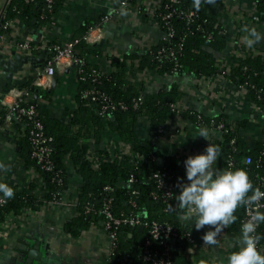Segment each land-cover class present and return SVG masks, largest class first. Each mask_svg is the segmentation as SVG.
Wrapping results in <instances>:
<instances>
[{
    "label": "trees",
    "instance_id": "16d2710c",
    "mask_svg": "<svg viewBox=\"0 0 264 264\" xmlns=\"http://www.w3.org/2000/svg\"><path fill=\"white\" fill-rule=\"evenodd\" d=\"M66 0H53L52 7H47L46 0H10L5 9V20H18L26 26H32L34 18L40 19L39 23L50 22L53 15L60 11ZM120 2V1H119ZM129 4L142 5V0H128ZM2 0H0V4ZM140 7V6H138ZM141 8V7H140ZM258 10L260 17L264 20V0H259ZM192 12V21L186 18V13ZM169 18H164L166 14ZM89 20L81 27L79 42L74 45L75 56L82 61L79 63L83 72L77 73L79 87L76 95L78 107L70 114L67 122L52 118L50 113L44 110L40 102H35L32 90L33 81L29 80L21 88L29 91V96L21 105L29 107L35 105L37 115L34 119L23 117L17 122V126L26 127V135L22 139L21 155L29 166H36L44 178L46 193L45 200L58 199L68 188V169L72 168L82 178V184L78 191L77 215L71 222L66 224V230L72 235L78 236L82 231L88 229L92 224L98 225L103 220L101 210L106 199L113 197L112 209L115 213L125 214L134 211L144 222L154 220L171 224L176 228L182 237L184 246H194L202 242L204 233L194 227L186 225L179 219L182 211L178 207L179 201V178L185 177L184 161L178 160L175 156H164L165 163L160 165L158 158L163 154L156 150L151 140L142 139L136 130L138 120L147 118L150 126L158 133L165 135L169 129V120L176 109V104L181 94L176 88L172 91H158L147 93L142 83L130 79L128 74L127 59L138 60L140 69H152L161 74H181L184 72H196L199 76H212L218 73L216 65L217 53L222 51L226 45V36L222 31L224 27L209 13L204 5L198 0H179L171 2L163 0L157 9L155 18L163 31L172 27L174 35L169 40L162 39L151 47L146 54L127 55L123 61L116 62L117 70L107 73L99 66L87 63V54H98V50L83 40L87 31L96 25H104L103 17ZM217 25V27H215ZM2 32H10V29L1 28ZM54 43H51V46ZM175 47L173 59H159L157 52L162 47ZM38 50V49H37ZM182 64V68L174 71L176 64ZM99 71V75L93 80V70ZM78 72V71H77ZM234 80L245 84L254 101L264 108V59L250 57L244 59L232 70ZM82 79V77H84ZM95 89L98 91V99H92L85 92ZM53 90L38 91V99L50 98ZM170 93L172 100L167 99ZM94 96V95H93ZM109 99L116 104L115 109L107 110V115L102 116L99 112L102 105ZM141 99L138 107H134V100ZM127 105L122 109L119 103ZM7 114L5 108L0 113L3 121ZM195 121L211 126L225 124L220 128L223 133L221 142L215 143L220 147V152L226 158L234 162L229 168L245 169L254 187L259 186L264 190V143H257L250 146L240 135L237 127H232L224 119V115L216 118H208L195 113H188ZM34 120H40L44 126L45 133L52 137V170H45L32 157V144L29 138V131ZM1 121V122H2ZM240 126V124H238ZM119 137L121 142L130 145V151L126 153H111L102 146L95 151L89 150V142L101 144L103 137L108 134ZM233 141V143H232ZM138 153V155H136ZM152 156H154L152 158ZM95 159V162L93 159ZM250 158L247 163L246 159ZM228 164V163H227ZM167 173L165 182L177 184L171 197L167 199L153 198L152 192L158 191V183L155 174ZM134 175L135 181L126 185L125 181ZM107 185L115 186L116 189L109 191ZM15 189V196L6 202H0V223L8 214H21L26 208L37 209L41 203V197L36 191V185L30 184L29 190ZM136 191V192H134ZM133 197L136 205H130L128 199ZM87 207L91 211L87 212ZM245 207L240 206L234 213L237 220L229 226L230 232L238 235L244 218ZM261 211H264L262 209ZM257 231L264 234V223ZM131 234V236H130ZM147 235L146 228L129 225H121L117 228V242L110 255L108 264H149L143 259L144 241ZM259 243L264 247V239ZM151 248L159 253L165 249V244L160 240H153ZM173 264H188L180 250L174 249L169 254Z\"/></svg>",
    "mask_w": 264,
    "mask_h": 264
},
{
    "label": "crops",
    "instance_id": "0c3cea01",
    "mask_svg": "<svg viewBox=\"0 0 264 264\" xmlns=\"http://www.w3.org/2000/svg\"><path fill=\"white\" fill-rule=\"evenodd\" d=\"M119 1L66 0L62 9L45 24L39 23L38 18H34L32 26L13 20L9 33L2 32L0 28V53L1 44L10 45L11 50L5 55L11 56L15 49L14 43L25 40L38 46V50L16 51L39 56L43 49L47 50V58L41 68L35 69L28 63L24 71L17 74L28 81L32 80L34 84L36 75L46 68L53 56L48 47L51 43L73 42L80 37L81 27L86 22L108 13L111 16L104 24L106 35L90 43L98 50V54H87L85 60L91 65L99 66L104 72L111 73L118 69L116 62L123 61L127 55L146 54L164 37V31L155 18L162 0H142V5L134 4V9L123 7L127 10L126 15L120 14L122 6ZM198 1L225 29L227 45L217 53L218 73L212 76H199L193 71L161 74L152 69H140L138 60L128 58L126 63L130 79L142 83L147 93L162 90L169 92L176 88L181 94L174 104L176 112L169 120V129L165 135L158 134L147 118L138 120L136 124L140 138L151 140L154 148L163 154V158L175 156L181 161L189 155L203 152L208 145V140L197 136L200 128L209 130V140L213 144L223 139L219 127L199 123L188 113L208 118L224 115L227 124L237 127L250 146L264 143V108L254 101L247 86L234 80L232 76V70L244 59H256L259 56L264 59V40L249 49L240 39L245 25H256L259 30H264V20L258 10L259 0H215L214 3ZM2 6L3 0L0 12ZM137 6L141 7V11ZM2 18L0 14V21ZM222 71L226 73L223 74ZM57 73L59 79L56 88L51 89L50 84L46 89L53 90L50 98H39L38 101L52 118L67 122L71 112L78 107L77 66L66 63L62 71ZM167 96L168 100H172L170 93ZM2 97L1 92L0 113L5 108L1 102ZM25 135L24 125L18 127L16 123L3 124L0 133V163L5 165V169L0 174V181L27 190L34 183L42 203L37 209H24L21 214L10 213L0 223V264H108L111 238L102 221L98 225L92 224L78 236L66 230V224L77 215L81 176L70 165L68 188L58 199L45 200L43 196L47 190L43 176L36 166L27 165L20 153ZM117 145H121L119 137L110 133L103 137L99 145L89 142V150L97 152L102 146L114 154ZM214 167L229 168L223 153L220 152ZM184 223L191 226L190 222ZM229 226L220 233L216 245L204 244L202 240L194 246L175 243V249L182 252L188 264H215L218 257H226L236 250L237 234L230 232ZM211 227L205 225L199 231L205 233Z\"/></svg>",
    "mask_w": 264,
    "mask_h": 264
},
{
    "label": "built area",
    "instance_id": "2783aa9c",
    "mask_svg": "<svg viewBox=\"0 0 264 264\" xmlns=\"http://www.w3.org/2000/svg\"><path fill=\"white\" fill-rule=\"evenodd\" d=\"M10 0H3V6L2 10L0 12L1 17H3V20L0 24V28L3 29H10L12 27V21H4L5 20V9L8 5ZM26 2H33L35 0H25ZM163 1V0H162ZM171 2H178L179 0H170ZM47 7H52L53 0H46ZM122 7L134 9L132 5L129 4L128 0H120L119 3ZM138 7V6H137ZM138 10L141 11L140 7H138ZM110 14L106 13L104 15L103 22H107L110 19ZM171 14H166L165 19L169 18ZM186 18L189 21H192L193 13L188 12L186 13ZM217 27V25H215ZM105 28L104 25H96L91 27L87 33L84 35L83 40L87 42L88 44L94 42L96 39L103 38L105 34ZM225 33V29L222 31ZM97 33V35H96ZM174 30L172 27H168L167 30L164 31V37L163 39L169 40L174 35ZM79 42V39H75L73 42H70L68 44H60V43H54L49 47V50L52 52V58L48 62L45 69L39 71V73L36 75V79L34 80V84L37 87H40L42 89H48L50 87L52 76L56 72L62 71L66 63L68 65L73 64L77 66V73L83 72L80 68L79 63H82L81 60H79L75 56L74 51V45ZM2 53L7 54L10 52V45H3L1 44ZM14 50L18 49L21 51H34L38 49V46L32 44L31 41H17L14 43ZM175 56V47L167 46L162 47L157 52V57L159 59H173ZM182 68V64H176V67L174 68V71H178ZM99 71L93 70V80L96 79V77L99 75ZM223 74H225V71H222ZM82 77V79H84ZM98 94V91L95 89H90L85 92L86 96H90L92 99H98L99 97L96 96ZM94 95V96H93ZM29 96V91L25 88L16 87L11 89L7 93H3L2 97V105L7 110V114L2 122H0V133L3 128V124L6 125H13L14 123H17L21 121L23 117H27L29 119H34V117L37 115V109L35 105H30L29 107H24L21 104L26 101V99ZM139 100H134L133 106L136 108L141 103ZM119 106L122 109H126L127 105L120 102ZM116 104L110 101L109 99L106 100V103L102 105L100 114L102 116L107 115V110L110 108L115 109ZM173 109H176V105H172ZM219 128H224L225 124L221 123L218 125ZM29 138L32 144V157L37 160V162L41 165V167L45 170H52L53 164H52V137L48 136L44 131V126L40 120H34L32 128L29 131ZM233 143V141H232ZM118 147V153H126L128 154L130 151V145L128 143L121 142V145H117ZM115 148V151H116ZM138 155V153H136ZM154 156H152L153 158ZM92 158V157H91ZM93 159V158H92ZM95 162V159H93ZM251 160L250 158L246 159V162L249 163ZM228 166H231L234 164V162L230 159L228 162ZM156 181L158 183V189H160V192L153 191L152 195L153 198H162L167 199L172 196L175 186H177L174 182H168L166 183L164 178L167 176L166 172H163L161 174H155ZM135 181V176L131 175L127 181H125V184L130 186ZM106 189L109 191H113L116 189L115 186L107 185ZM136 192V191H134ZM113 197H110L105 200L103 204V208L101 210V214L103 216V225L106 231L108 232L110 238H111V253L113 252L116 242H117V228L121 225H129L131 227L140 225L143 228L147 229V235L145 237L144 241V251H143V259L148 262L149 264H173L171 260L169 259V254L172 250L175 249L174 244L175 243H181L182 237L178 234L176 231V228L173 227L169 223L160 222L157 220L151 221V222H144L141 217L135 213L134 211H131L128 214H125L122 212L121 214L115 213L112 209V202ZM128 203L130 205H136L135 200L133 197H130L128 200ZM264 203V201H261ZM264 209V208H262ZM261 209V210H262ZM91 211V207H87V212ZM249 209L245 208L244 211V218L242 221H245L248 218L249 215ZM131 236V234H130ZM160 239L165 244V249L159 253L151 248L153 244V240ZM258 248L262 249V245L258 243Z\"/></svg>",
    "mask_w": 264,
    "mask_h": 264
},
{
    "label": "clouds",
    "instance_id": "9594fccd",
    "mask_svg": "<svg viewBox=\"0 0 264 264\" xmlns=\"http://www.w3.org/2000/svg\"><path fill=\"white\" fill-rule=\"evenodd\" d=\"M214 3L215 0H207ZM120 14L127 10L121 8ZM240 37L243 44L252 49L264 40V30L256 25H245ZM197 136L209 141L205 150L189 155L184 160L185 178L179 180L178 207L181 210L179 219L190 222L196 230L205 225L212 226L202 236L204 244L216 245L220 233L237 220L234 214L238 207L249 209L248 218L242 221L236 237V250L226 257H218L215 264H264V253L258 243L264 234L257 231L264 223V190L253 185L248 172L243 168H217L214 165L220 157V147L209 140V130L200 128ZM5 165L0 163V174ZM15 196V189L7 182L0 181V202H6Z\"/></svg>",
    "mask_w": 264,
    "mask_h": 264
},
{
    "label": "water",
    "instance_id": "95a60500",
    "mask_svg": "<svg viewBox=\"0 0 264 264\" xmlns=\"http://www.w3.org/2000/svg\"><path fill=\"white\" fill-rule=\"evenodd\" d=\"M3 18L0 21L2 22ZM47 50L43 49L39 56L33 54H24L19 51L13 50L11 56L6 57L4 53H0V93H7L16 87H22L27 84L28 79L17 76L18 73L24 71L25 65L31 63L34 68H41L46 61ZM59 79V74L56 72L52 76L51 89H55ZM32 90L35 91V102L38 101L39 87L33 86ZM158 163L163 165L165 159L158 158ZM139 228H143L141 225ZM34 255V254H33Z\"/></svg>",
    "mask_w": 264,
    "mask_h": 264
}]
</instances>
